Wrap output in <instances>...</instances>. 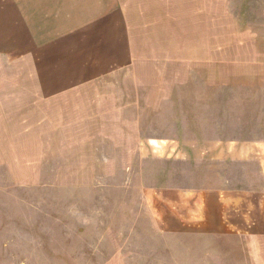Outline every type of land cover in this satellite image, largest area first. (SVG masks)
I'll list each match as a JSON object with an SVG mask.
<instances>
[{
    "label": "rangeland",
    "instance_id": "rangeland-1",
    "mask_svg": "<svg viewBox=\"0 0 264 264\" xmlns=\"http://www.w3.org/2000/svg\"><path fill=\"white\" fill-rule=\"evenodd\" d=\"M148 5L131 70L76 98L45 103L0 58V264H264V0ZM140 135L246 159H144ZM227 187L249 193L212 201Z\"/></svg>",
    "mask_w": 264,
    "mask_h": 264
},
{
    "label": "crops",
    "instance_id": "crops-1",
    "mask_svg": "<svg viewBox=\"0 0 264 264\" xmlns=\"http://www.w3.org/2000/svg\"><path fill=\"white\" fill-rule=\"evenodd\" d=\"M153 1L158 0H0V58L26 64L29 87L45 103L76 98L131 70L129 10L149 7ZM96 112L103 114L101 110ZM181 145H187L183 151L194 153L220 150L230 162L246 159L245 150L240 152L242 156L226 152L223 148L233 149L229 145L205 146L199 142L149 140L142 136L136 152L147 159L149 151L180 153ZM250 149L252 160H261L259 146ZM210 193L216 194L212 201L226 205L224 194L236 193L239 200H244V193L249 192L227 187ZM251 194L259 198L260 189H253ZM209 201L199 194L195 208L204 211Z\"/></svg>",
    "mask_w": 264,
    "mask_h": 264
}]
</instances>
